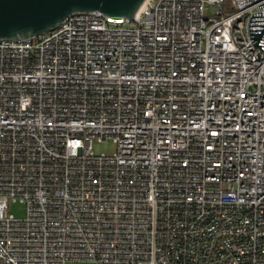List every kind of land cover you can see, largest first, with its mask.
I'll return each instance as SVG.
<instances>
[{
    "label": "built area",
    "instance_id": "2783aa9c",
    "mask_svg": "<svg viewBox=\"0 0 264 264\" xmlns=\"http://www.w3.org/2000/svg\"><path fill=\"white\" fill-rule=\"evenodd\" d=\"M257 12L146 0L0 40V264H264Z\"/></svg>",
    "mask_w": 264,
    "mask_h": 264
},
{
    "label": "water",
    "instance_id": "95a60500",
    "mask_svg": "<svg viewBox=\"0 0 264 264\" xmlns=\"http://www.w3.org/2000/svg\"><path fill=\"white\" fill-rule=\"evenodd\" d=\"M146 0H0V40L36 37L55 29L76 13L99 11L114 21H133ZM249 33L255 47L264 50V0H252Z\"/></svg>",
    "mask_w": 264,
    "mask_h": 264
},
{
    "label": "rangeland",
    "instance_id": "374dc122",
    "mask_svg": "<svg viewBox=\"0 0 264 264\" xmlns=\"http://www.w3.org/2000/svg\"><path fill=\"white\" fill-rule=\"evenodd\" d=\"M93 151L96 155H108L115 154L117 145L113 139H104L93 141ZM10 214L14 215L17 219H24L27 216V206L21 199L12 200L9 207ZM79 264H97L94 261H81Z\"/></svg>",
    "mask_w": 264,
    "mask_h": 264
}]
</instances>
